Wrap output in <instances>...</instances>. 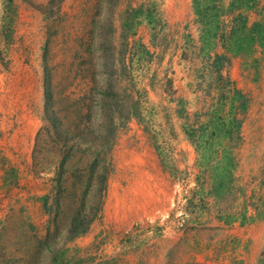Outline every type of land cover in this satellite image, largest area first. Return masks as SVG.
Wrapping results in <instances>:
<instances>
[{
	"label": "rangeland",
	"instance_id": "374dc122",
	"mask_svg": "<svg viewBox=\"0 0 264 264\" xmlns=\"http://www.w3.org/2000/svg\"><path fill=\"white\" fill-rule=\"evenodd\" d=\"M21 46L43 124L0 158V264H264V0H0L4 75ZM46 196L90 222L55 253Z\"/></svg>",
	"mask_w": 264,
	"mask_h": 264
},
{
	"label": "crops",
	"instance_id": "0c3cea01",
	"mask_svg": "<svg viewBox=\"0 0 264 264\" xmlns=\"http://www.w3.org/2000/svg\"><path fill=\"white\" fill-rule=\"evenodd\" d=\"M24 46H21V52H17L15 56H12L13 66L10 67L7 74L1 73L2 68H0V133L1 138H3L1 140L3 148H5L3 152H0V158L6 160L7 165L11 166L25 162L23 160L28 154H31L43 124L41 73L39 71V74L36 75L38 72L35 73V68L39 67H36L35 63H25ZM40 46L38 44L37 48L33 50L40 52ZM14 47H20V45ZM36 56L38 55H35L34 58ZM31 65L35 67L32 71H30ZM0 148L2 147L0 146ZM154 178V175L149 178L151 179L149 180V193H146L145 203L141 204L142 211H153L156 206V198L154 197L164 192L159 187L160 183L150 182ZM118 189H116L117 193H120ZM156 190H158V193H156ZM126 194H119V197L123 201L127 200ZM109 196L116 198L114 189H110ZM135 202H137V198ZM124 210L126 216L122 215L123 212L118 211L116 216L120 221H114L116 224L114 227L119 231L129 226L131 220L140 216L137 209L135 213L130 212V209ZM155 249L156 251L152 248L151 252L158 255V257L153 256L150 259L152 261L156 259L160 263L161 260L163 261L166 258V252L162 248L156 247Z\"/></svg>",
	"mask_w": 264,
	"mask_h": 264
},
{
	"label": "trees",
	"instance_id": "16d2710c",
	"mask_svg": "<svg viewBox=\"0 0 264 264\" xmlns=\"http://www.w3.org/2000/svg\"><path fill=\"white\" fill-rule=\"evenodd\" d=\"M49 199H50L49 196L45 197V200H44L45 201V207L49 203ZM57 201L59 203L58 199H57ZM47 212H49L51 217H50V222H49L47 234L44 236V238L41 239V244L44 247H46L47 249H49L50 251H52V253H55L54 247L52 245V242L54 240L56 241L57 239H61L62 241H65V242L69 241V240L73 239L75 236L85 232L89 227L90 222L88 221L87 223H85L84 221L79 220L81 213L77 212V214H75L72 217V221L70 223H68L67 225H64L63 227L56 226L53 229L50 226V223L52 224L56 220V218H58L59 215H58V213H55V215L53 216L52 215L53 212L50 210V208L49 209L47 208ZM52 258L54 259L55 255H52Z\"/></svg>",
	"mask_w": 264,
	"mask_h": 264
}]
</instances>
